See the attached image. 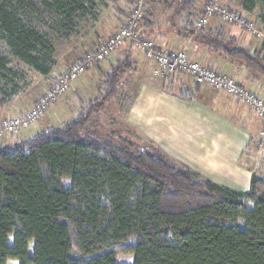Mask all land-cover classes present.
Wrapping results in <instances>:
<instances>
[{"label": "trees", "instance_id": "trees-1", "mask_svg": "<svg viewBox=\"0 0 264 264\" xmlns=\"http://www.w3.org/2000/svg\"><path fill=\"white\" fill-rule=\"evenodd\" d=\"M95 1L0 0V108L21 94L12 58L47 76L55 47L40 28L67 37ZM109 1L119 12L120 1L133 6L120 28L133 18L146 39L154 7L166 4L180 34L264 80V42L249 53L222 27L196 29L187 21L198 0ZM258 1L264 8V0H240L243 12ZM123 54L73 119L0 146V264H118V254L132 264H264V174H252L247 191L230 189L102 130L99 117L134 68L131 51Z\"/></svg>", "mask_w": 264, "mask_h": 264}, {"label": "rangeland", "instance_id": "rangeland-1", "mask_svg": "<svg viewBox=\"0 0 264 264\" xmlns=\"http://www.w3.org/2000/svg\"><path fill=\"white\" fill-rule=\"evenodd\" d=\"M146 1L148 0H140L141 4ZM95 2V11L89 13L88 17H86L85 19L77 20L75 31L67 37L56 36L54 32H51L45 28H40L42 32L46 31V33L51 36V40L55 47V53L53 55L54 66L51 68V71L47 76L40 75L30 67L12 58V67L15 70L17 76L16 82L20 86L21 90V94L15 100V102L8 104L9 106L7 105L14 113L20 114L21 112H24L28 107H31L32 104L48 88L51 87L57 77L62 72L66 71L76 59L87 52L95 50L97 48L95 43L97 44L100 41L102 43L103 38L108 34H111L112 30L120 28L121 23L123 24V22L127 20L125 17L128 15V12H131L133 8V6L128 5L126 2L120 1L118 3V8H120L123 12H119L114 7L116 2L115 4L109 0H96ZM207 2H209V0H198V2L195 4V11L193 12V15H195L196 18L201 15L203 8L205 4H207ZM215 3L219 8H224L227 11L231 10L242 15V17L245 18L248 23L252 24L255 32L259 33L260 37H257L256 34H254L252 31H249L247 28L225 23L216 15L212 16V18L208 22L209 25L207 27H210L212 29L222 27L225 31L226 38L230 36L234 37L236 40V45L246 49L249 53L258 51L261 47V44L264 42V22L261 19V17L264 15V8L262 6V3L258 1L252 13L243 12L240 0H216ZM154 8V18L152 19L154 22L156 21L154 29H156L157 31L173 29V27L177 31L181 29L180 25H182V23L179 22L178 18L176 19V15H174L172 10L169 11L166 4H161L155 6ZM93 16L94 19H92ZM194 20L195 18L191 16L187 22L192 23ZM169 23L174 26H171L172 28H169ZM130 48L133 50H131ZM130 48L129 50L131 51L133 60L136 59L137 63H139L140 58L137 55H139L140 53L142 54V52L131 45ZM122 50L123 48H119L109 58L117 56ZM109 58H107L105 61H107ZM105 61L99 64H95L94 66H92V68H88L85 73L80 76V78L87 77V72L92 71V74L88 76L91 84L87 89L82 91L74 90L73 86L76 83L75 82L74 84H72L68 91L58 96L54 101L49 103L44 114L40 117L39 120H42L41 122H47L48 120L53 118V116H55L56 123H53V126L58 127L63 121H69L73 119L79 112L81 103H87L89 100L96 98L101 93V83L105 72L103 70H96L94 68H97L98 65L103 64ZM138 66L135 63L132 70L124 73L121 78L120 97L116 102H113L108 106L106 113L99 117V122L104 132H111L116 134L117 136L127 138L139 148L145 147L147 145L148 146L146 148H149V146L151 145L162 150L160 148L162 146H160L161 142H159V140H161V138L159 136V140L154 141L151 140L150 137H148L146 134L141 133V130L139 131L135 128L136 125L142 123L143 118H139V116L133 119L132 116L134 115L129 116V110L127 106L129 105L128 103L130 100H132L133 104L136 103L137 97L139 96V93H141L140 91L142 90V86H148L150 89H159L161 86L167 87L169 86L167 80L177 78L181 74L185 73L175 71L164 73L163 76H159L154 73L157 68L156 66L154 68H151L152 70H150V67L147 68L148 65H146V71L143 72H146V74L142 75L143 73L140 71L141 67L138 68ZM107 69L108 68H106V71ZM185 75L189 76L188 74ZM228 76L232 79L229 74ZM189 77L193 80L191 76ZM259 79L262 80L261 78ZM262 81L264 82V80ZM194 84L197 86H203L207 89L215 90L207 85H198L195 82ZM215 91L222 92L218 90ZM254 94L264 99L263 95H259L256 93ZM182 95L186 94L184 93ZM188 96L189 95H186L184 97ZM228 97L232 96L228 95ZM127 99H129V101ZM133 104L130 105L135 106ZM140 112L141 114H143L141 110ZM52 113H54V115ZM39 120L34 125L25 130L33 131L34 133L41 132L42 130H39L38 127H34L38 124ZM137 127L139 128V125ZM162 151L170 160L177 163V165L189 168L197 172L201 177L206 178L214 183L224 185L227 188L230 187V189L245 191L247 189V178L249 179L254 173L264 174V138H261L259 135L258 138L255 139V141L248 144V146L244 150H242V153L240 154L238 159L234 161L236 168L232 167L233 170H230V172L219 170V167H215L214 165L211 166L205 162L203 164H199L197 162H194L193 160H186L166 150V148ZM9 242L11 243V239H9ZM29 250L31 251V245ZM117 262L118 264H132V256L118 254ZM9 264L19 263L10 262Z\"/></svg>", "mask_w": 264, "mask_h": 264}, {"label": "crops", "instance_id": "crops-1", "mask_svg": "<svg viewBox=\"0 0 264 264\" xmlns=\"http://www.w3.org/2000/svg\"><path fill=\"white\" fill-rule=\"evenodd\" d=\"M171 26L174 25L169 23V28H172ZM180 26L182 29V25ZM117 29L119 28L105 36L102 43ZM179 31L174 27L164 31L153 29L150 31L149 37L157 50L167 53L185 51L191 61L204 67H211L220 73L229 74L235 82L248 91L264 96V82L257 76L247 71L241 64L227 60L222 55L202 46L194 37L184 36ZM99 43H95V45L98 46ZM129 47V44H126L117 56L109 58L94 69H100L106 73L112 65L122 59L123 52ZM137 56L140 58L139 63L136 59L134 62L137 66L139 64L138 68L141 67L142 73L146 71V65H148L147 68L150 67V70L156 66L152 61L144 59L141 53ZM106 68H108L107 71ZM90 74L92 71L87 72L88 76ZM144 74L146 72L142 75ZM88 76L78 79L73 86L74 90L87 89L91 84ZM167 82L169 86H161L159 89L142 86L141 93L134 104L132 100L127 99L129 101L127 106L129 116L134 115L133 119L139 116V118H143L142 126L138 124L139 128L138 125L135 128L141 130L140 132L146 134L151 140L157 141L160 137L159 142L162 147H159L162 150L166 148L178 157L193 160L199 164L205 162L227 172L233 170L232 167L236 168L234 161L238 159L248 144L258 138L262 128V121L254 111L245 103L228 97L222 92L195 85L193 80L185 74L167 80ZM184 93L189 96L184 97L186 96L182 95ZM8 104L10 103L0 108V121L23 115L30 108L16 114L8 107ZM52 114L54 115V113ZM41 121L39 120L34 127H38L42 131L54 127L53 123H56L55 116L47 122ZM34 134L37 133L26 130L17 135L4 133L0 135V146L10 145ZM249 181L250 178H247L245 191L249 188Z\"/></svg>", "mask_w": 264, "mask_h": 264}, {"label": "built area", "instance_id": "built-area-1", "mask_svg": "<svg viewBox=\"0 0 264 264\" xmlns=\"http://www.w3.org/2000/svg\"><path fill=\"white\" fill-rule=\"evenodd\" d=\"M216 0H209L204 7L202 15L193 21L196 29L206 26L212 16L219 17L227 24H234L240 27H246L249 31L260 37L255 32L252 24L238 13H230L226 9L219 8ZM139 17V16H138ZM133 19V18H132ZM129 24L120 28L104 44L93 51L87 52L83 58L73 63L66 71L62 72L53 82L37 102L32 105L25 114L15 116L0 121V135L7 133L17 135L22 130L28 129L34 125L44 114L50 102L54 101L58 96L62 95L70 89L82 74L88 68H92L95 64H99L109 58L115 51L122 47L125 43H130L134 48L140 50L144 58L152 61L156 67L154 73L163 76L164 73L179 71L188 74L198 85H207L215 90L222 91L227 95L237 98L241 102L248 105L262 121V128L259 136L264 138V99L256 96L243 86L231 79L227 74L216 72L211 67H204L194 61H191L187 52H161L158 51L150 39L143 38L136 31L137 24L133 20Z\"/></svg>", "mask_w": 264, "mask_h": 264}]
</instances>
